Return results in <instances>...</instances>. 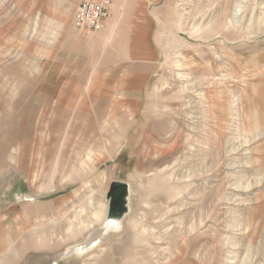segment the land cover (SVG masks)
<instances>
[{
	"label": "rangeland",
	"instance_id": "obj_1",
	"mask_svg": "<svg viewBox=\"0 0 264 264\" xmlns=\"http://www.w3.org/2000/svg\"><path fill=\"white\" fill-rule=\"evenodd\" d=\"M78 2L0 0V262L264 264V0H112L95 33ZM138 63L130 126L82 103Z\"/></svg>",
	"mask_w": 264,
	"mask_h": 264
},
{
	"label": "crops",
	"instance_id": "obj_2",
	"mask_svg": "<svg viewBox=\"0 0 264 264\" xmlns=\"http://www.w3.org/2000/svg\"><path fill=\"white\" fill-rule=\"evenodd\" d=\"M125 25H126L125 22L120 21V19L118 18L114 22V24L112 25L110 36L107 37L106 40H108V41L111 40V38L113 36H115L116 38H118V37L120 38V32L117 28L118 27L121 28L122 26H125ZM104 45H105V43L103 40V42L99 45L100 51H103ZM99 55H102V54L99 53ZM127 70H129V73L132 72V74L131 75L128 74L129 76L127 75L126 77L122 78L119 83H115L114 85H112L108 90L109 93L108 92L105 93V90H104L102 93L103 97L99 96L98 99L93 101L92 99H89L87 97V94H88L87 92L85 93V96L83 97L82 103H90V104L96 103L95 105H96L98 112H95V116L99 119L101 118L100 120H102V117L106 118L108 124H109L110 119L118 118V119H120V121H122L121 126H123V125L125 126L127 124H129L127 126H130L131 122L133 121V119L136 116L135 108L137 107V89L140 87L141 81L143 79L142 76H143L144 72L147 71V66L145 64H142V63H138V64H134V65L132 64L130 66V68H127ZM99 72H100V70H98V74H99ZM99 78H100V74L98 76V79ZM100 80L101 79L98 80V82H99L98 85L104 86L105 83L104 84L101 83ZM117 86H119V87L116 88ZM106 94H107V96L105 97ZM109 103H116V105L111 106ZM116 109L121 110V113L119 116H117ZM99 111H101L102 113H99ZM78 116L80 118V115H78ZM120 121H119V123H120ZM119 123L118 124L116 123L117 128L120 127ZM90 132H91V127H90ZM123 133H124V131H123ZM115 134H116L115 136L118 135V133H116V132H115ZM71 143H72V141H71ZM71 145L72 144L69 145L67 150L72 148ZM63 147H64L63 148L64 151H66L65 150V144ZM77 150H79L78 147H77ZM7 160H9V159H7V158L5 159V157H3V153L0 154V166L4 165L5 161H7ZM10 161H13V160H10ZM57 206H58L57 203H53L49 209L43 210V212L41 213L42 216H47L52 211H54L55 213H58ZM34 211H35V209H34ZM98 214H99V212H98V210H96L95 215H98ZM30 215L31 216L37 215L36 211L33 214L30 213ZM8 229H10L11 231H10V233L7 234V233H5V231H7ZM19 230H20V226L18 225V223L17 224L12 223V224L8 225V224H3L2 222H0V258H3L4 255H6V252H8L14 246V244L19 240V235H20ZM74 231H75L74 233H76V234L71 235V231H70L68 233V236L65 237V240L77 238L78 235H80L79 230L74 228ZM130 236L127 239L129 242L131 241V238L133 239V236H131V237ZM127 240H126V242H128ZM48 246H49V243H48L47 238L43 237L42 239L40 238V240H37V239H35V236L34 237L30 236L27 239L26 244L23 246L22 251H28L31 248H33V249L34 248H46ZM129 252L130 251H128V253L125 254L123 264H149V261L147 259L142 258L140 253L139 254L135 253L137 256H134V255H132L131 252L130 253ZM13 259H14L13 257H9L5 262H9ZM97 261H98V264H110L111 263L109 258H103L102 260L100 259ZM0 264H2V262H0ZM185 264H190L189 260H187Z\"/></svg>",
	"mask_w": 264,
	"mask_h": 264
},
{
	"label": "built area",
	"instance_id": "obj_3",
	"mask_svg": "<svg viewBox=\"0 0 264 264\" xmlns=\"http://www.w3.org/2000/svg\"><path fill=\"white\" fill-rule=\"evenodd\" d=\"M111 7L112 0H79L73 26L84 33L100 32L110 16Z\"/></svg>",
	"mask_w": 264,
	"mask_h": 264
},
{
	"label": "water",
	"instance_id": "obj_4",
	"mask_svg": "<svg viewBox=\"0 0 264 264\" xmlns=\"http://www.w3.org/2000/svg\"><path fill=\"white\" fill-rule=\"evenodd\" d=\"M113 186L120 187V188L124 187V185L120 182H114ZM123 196H124V193L122 192L120 195V200L123 198ZM120 204H121V202H120ZM120 204H119V206H120ZM109 209H110V211L116 210L115 208H113L112 204L109 205ZM117 209H119V207Z\"/></svg>",
	"mask_w": 264,
	"mask_h": 264
},
{
	"label": "bare ground",
	"instance_id": "obj_5",
	"mask_svg": "<svg viewBox=\"0 0 264 264\" xmlns=\"http://www.w3.org/2000/svg\"><path fill=\"white\" fill-rule=\"evenodd\" d=\"M236 15H237V12H234L233 16H234V19H236ZM235 21V20H234ZM235 23H237V21H235ZM110 129H113L112 127H110ZM174 130V129H173ZM177 140V139H176ZM173 147V146H172ZM118 211H120V209H117ZM76 233L74 232H71V235H75Z\"/></svg>",
	"mask_w": 264,
	"mask_h": 264
},
{
	"label": "flooded vegetation",
	"instance_id": "obj_6",
	"mask_svg": "<svg viewBox=\"0 0 264 264\" xmlns=\"http://www.w3.org/2000/svg\"><path fill=\"white\" fill-rule=\"evenodd\" d=\"M119 204H120V197H119L118 204L117 205L113 204L112 206H113V208L117 209L119 207Z\"/></svg>",
	"mask_w": 264,
	"mask_h": 264
}]
</instances>
